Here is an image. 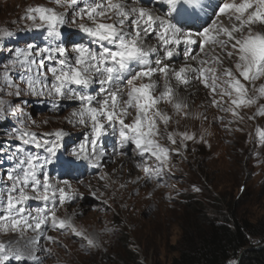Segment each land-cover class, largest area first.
Instances as JSON below:
<instances>
[{
	"label": "snow or ice",
	"instance_id": "1",
	"mask_svg": "<svg viewBox=\"0 0 264 264\" xmlns=\"http://www.w3.org/2000/svg\"><path fill=\"white\" fill-rule=\"evenodd\" d=\"M52 2L65 11L36 5L28 7L21 17L31 22L33 29L45 31L48 43L36 50L31 45L15 50V59L3 69L0 94L47 95L57 108L61 101L76 102L78 107L73 109L68 122L89 128L90 134L73 155L90 159L96 169L103 167L107 155L98 149V142L111 134L122 150L120 155L130 151L136 158V168L144 173L133 183L143 179L147 185L155 180L160 186L170 178L172 155H182L186 142L196 139L186 131H168L172 117L160 109L166 103L175 114L183 112L187 117L184 109L188 105L177 98L180 86L202 84L211 97V106L233 117L227 125L242 121L240 110L253 106L256 110L249 119L264 117V104L260 103L264 99V83L259 87L255 83L264 80V0H216L214 7L208 5L212 8L211 16L205 13L207 19L195 31H186L177 24L203 19L196 12L197 8H204L201 0H156L168 6L165 15L156 14L150 7L134 6L142 0ZM174 18L177 23H173ZM69 23L77 24L89 39V44L75 43L71 52L64 46L61 31ZM256 26L262 30H256ZM153 35L156 43H146ZM221 53L231 66L224 65ZM179 55L185 63L177 68L172 62ZM45 61L49 62L47 71ZM13 71L26 85V93L11 75ZM161 81L162 90L157 95ZM95 85L98 88L93 92ZM6 112L16 114L11 103L0 98V114ZM218 119L223 122L224 117ZM49 136L56 140L48 139ZM63 136L62 130L37 135L20 119L19 127L9 137L19 143L14 149L0 145V154L12 162L6 179L0 180V235L14 237L0 240V264H43L37 252L52 253L50 248H40L38 238L59 243L46 235L48 231L70 230L74 237L81 238L85 250L99 247L97 238L77 229L71 218L57 216L58 208L76 198L67 181L63 187L54 185L45 171ZM255 136L258 146L264 147V128L256 127ZM162 139L166 143H161ZM21 145L43 149L47 155L41 157ZM99 179L107 181L110 177L102 172ZM109 186L107 182L103 185L106 189ZM92 195L96 196V192ZM30 201L40 202L41 206L32 208ZM101 203L110 208L107 199ZM30 232L33 235L29 236ZM227 264L237 261L229 260Z\"/></svg>",
	"mask_w": 264,
	"mask_h": 264
},
{
	"label": "rangeland",
	"instance_id": "2",
	"mask_svg": "<svg viewBox=\"0 0 264 264\" xmlns=\"http://www.w3.org/2000/svg\"><path fill=\"white\" fill-rule=\"evenodd\" d=\"M201 2L204 8H197L196 12L203 19L189 20L186 24L196 25L195 30L201 25L200 22L203 23L207 16H211L212 8L208 5L214 7L216 0ZM36 5L57 8L52 0H0V86L3 85V69L15 59L16 49H27L31 45L36 50L47 46L46 32L33 29L31 22L21 19L28 7ZM134 6L150 7L158 15H165L168 11L167 5L157 3L156 0H142ZM57 10L65 11L63 8ZM189 10H192L191 6ZM173 23H177V18L173 19ZM224 23L228 21L225 19ZM181 25L189 31L183 21L177 27ZM256 30L262 29L256 26ZM61 31L64 46L69 52L75 43L89 44V39L79 31L77 24L69 23ZM146 43L155 44V35ZM221 57L226 67L231 66V62L222 53ZM172 63L178 68L185 61L179 55ZM188 63L195 66L194 61L189 60ZM48 65L49 62L45 61L44 71H47ZM11 75L26 93L27 87L19 80L18 73L13 71ZM160 83L157 95L162 90V81ZM255 83L259 87L264 80ZM96 88L98 85L93 86L91 91L95 92ZM0 98L10 102L16 112L15 115L11 112L0 114V145L5 149H14L19 143L9 137L19 127L20 119H24L37 135L58 130L64 132L58 141L56 156L49 157L51 162L45 171L54 185L63 187V182L67 181L76 198L58 208L57 216L62 219L71 218L77 229L99 241L98 248L85 250L81 247V238L74 237L70 230L66 233L48 231L46 235L54 237L59 243L53 244L38 238L40 248H50L52 253L48 255L37 252L43 264H170L178 256L182 228L191 216V210L187 208L196 202L191 201L194 198L208 206L209 210L234 215L253 224L256 231L264 232V147L258 146V138L255 136L256 127L264 128V117L249 119L256 106L241 109L243 120L227 125V121L233 117L211 106V97L202 84L193 82L187 88H177V98L188 105L184 109L188 115L185 117L183 112L177 115L169 104L162 103L161 111L172 117L168 131H186L194 134L196 139L186 142L187 149H181L182 155H172V175L157 186L155 180L147 185L143 179L133 183L138 177H143L144 173L136 168V158L130 151L127 155H120L122 150L116 137L111 134L103 137L97 145L99 150L109 153L103 170L96 169L90 159L73 155L80 150V145L85 143V138L90 134L89 128L78 124L73 126V123L68 122L71 112L78 107L76 102L61 101L57 108L56 102L47 95L24 94L16 97L4 93L0 94ZM260 103L264 104V99ZM219 117H224L223 122ZM201 137L206 142L201 141ZM47 138L56 140L55 136ZM179 139L177 136L178 142ZM161 143L166 141L162 139ZM23 147L41 157L47 155L43 149ZM176 147H179V143ZM11 164L6 156L0 154V180L6 179L5 173L11 169ZM102 172L108 173L110 179L100 180ZM106 182H109L110 188L103 187ZM122 184L126 187H121ZM195 188L200 190L195 191ZM94 191L96 196L92 195ZM105 199L110 208L101 203ZM29 205L36 208L41 203L30 201ZM28 235L33 234L30 232ZM11 238L14 237L0 235L3 241Z\"/></svg>",
	"mask_w": 264,
	"mask_h": 264
},
{
	"label": "trees",
	"instance_id": "3",
	"mask_svg": "<svg viewBox=\"0 0 264 264\" xmlns=\"http://www.w3.org/2000/svg\"><path fill=\"white\" fill-rule=\"evenodd\" d=\"M191 201L196 202L187 208L191 210L190 220L182 228L178 256L170 264H227L229 260L264 264V247H260L264 232L234 215L209 210L195 198Z\"/></svg>",
	"mask_w": 264,
	"mask_h": 264
},
{
	"label": "bare ground",
	"instance_id": "4",
	"mask_svg": "<svg viewBox=\"0 0 264 264\" xmlns=\"http://www.w3.org/2000/svg\"><path fill=\"white\" fill-rule=\"evenodd\" d=\"M200 24H202V23L200 22L199 25H200ZM184 26H187V25L184 24ZM200 26H201V25H200ZM200 26H199V27H200ZM199 27H198V28H199ZM187 28H188L189 31H195L196 25H189V26H187ZM181 47H183V46H181ZM108 154H109V153H108ZM108 154L104 157V160L102 161V163H103V167L101 168L102 170L105 168V167H104L105 160H106L107 158H109V155H108ZM106 168H108V167L106 166ZM114 177H115V176H114ZM107 183L109 184V182H107ZM109 185H110V184H109ZM110 187H111V186H109L108 188H110Z\"/></svg>",
	"mask_w": 264,
	"mask_h": 264
},
{
	"label": "water",
	"instance_id": "5",
	"mask_svg": "<svg viewBox=\"0 0 264 264\" xmlns=\"http://www.w3.org/2000/svg\"><path fill=\"white\" fill-rule=\"evenodd\" d=\"M261 248H263L264 247V244L262 245V246H260ZM244 251H242L241 252V254L243 253ZM241 254L239 255V257L241 256ZM238 260H239V258H238Z\"/></svg>",
	"mask_w": 264,
	"mask_h": 264
}]
</instances>
